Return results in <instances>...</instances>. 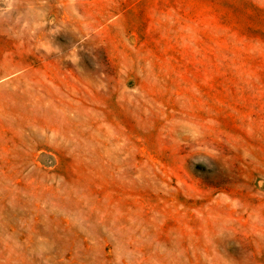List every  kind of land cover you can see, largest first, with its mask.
<instances>
[{"label":"rangeland","instance_id":"rangeland-1","mask_svg":"<svg viewBox=\"0 0 264 264\" xmlns=\"http://www.w3.org/2000/svg\"><path fill=\"white\" fill-rule=\"evenodd\" d=\"M214 13L0 0V264H264V56Z\"/></svg>","mask_w":264,"mask_h":264},{"label":"trees","instance_id":"trees-1","mask_svg":"<svg viewBox=\"0 0 264 264\" xmlns=\"http://www.w3.org/2000/svg\"><path fill=\"white\" fill-rule=\"evenodd\" d=\"M207 1L215 10L211 16L217 20L223 53L245 55L256 48L258 54L264 56V10L256 7L251 0ZM254 12L258 18L256 15L253 17ZM263 59L260 58L259 62Z\"/></svg>","mask_w":264,"mask_h":264}]
</instances>
